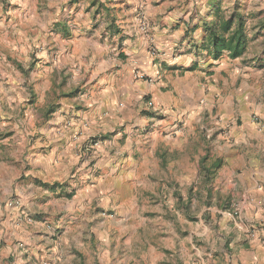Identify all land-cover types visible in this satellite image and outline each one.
Segmentation results:
<instances>
[{
    "label": "clouds",
    "instance_id": "9594fccd",
    "mask_svg": "<svg viewBox=\"0 0 264 264\" xmlns=\"http://www.w3.org/2000/svg\"><path fill=\"white\" fill-rule=\"evenodd\" d=\"M155 2L97 0L90 7L92 0H0V65L15 78L0 84V116H9L16 131L11 140H0V264H239L245 257L244 264H264V249L254 241L264 237V215L256 211H264V37L257 36L264 0H240L238 10L236 0H225L224 18L238 11L244 37L256 39L246 54L253 66L229 61L230 50L221 49L230 74L239 68L243 79L217 93V104L231 125L240 114L255 113L262 121L260 129H241L235 145L213 139L215 116L189 120L200 97L158 91L166 69L179 79L181 70L197 65L217 75L224 66L205 50L206 26L214 19L208 0H178L171 12ZM181 17L194 29L183 40L185 27L170 31ZM216 35L229 39L218 28ZM177 45L190 54L188 61L174 59ZM76 46L86 65L72 57ZM88 66L92 73L84 70ZM68 93L75 97L71 102L63 98ZM147 95L158 99H141ZM100 112L107 114V127L93 120ZM77 128L92 137L83 150ZM156 133L167 157L154 160L149 175L139 159ZM202 140L212 156L230 157L218 176L191 163L203 155ZM73 145L79 161L67 159ZM50 157L62 159L59 174L67 181L54 188L37 180L48 181L55 171ZM146 185L148 198L168 219L143 220L141 230ZM73 193L79 195L55 198ZM162 232L170 242L161 241Z\"/></svg>",
    "mask_w": 264,
    "mask_h": 264
},
{
    "label": "crops",
    "instance_id": "0c3cea01",
    "mask_svg": "<svg viewBox=\"0 0 264 264\" xmlns=\"http://www.w3.org/2000/svg\"><path fill=\"white\" fill-rule=\"evenodd\" d=\"M160 1V6L155 7V8H165L168 12H171L174 10V8L177 6L178 2H170L171 4H167V2H165L164 0H159ZM239 1L240 0H236ZM214 3V5H219V3H221V7L222 9H224L225 7H223V4L225 3V0H208V7H209V11L207 14H209V12L211 11V5ZM19 7V5H17ZM17 7V8H18ZM8 10V5L5 4V11ZM17 10V9H12ZM212 17L214 18V13L212 14ZM182 27H185V31L183 32V35L181 36V40L184 39V37H187L194 29L192 25H184L183 22V18H179L177 22L174 23L172 29H170V31H180V29ZM20 34H23V32L20 30ZM258 37H264V26H262V30L260 33L257 34ZM256 38H253L250 41V45L248 47L247 52L238 58H231L230 56L227 58L229 61L231 60H240V63H242L243 60H245V58L247 57L246 54H248L251 50H252V46L254 44ZM178 45L176 48L173 49L174 51V59H176L177 61H188L190 58V54L185 52V51H179L178 49ZM20 49V45H16V50ZM206 50V49H205ZM208 51V50H206ZM209 54L213 57V54L211 51H209ZM259 55L264 56V51H262ZM11 57V56H10ZM9 57H7L8 59ZM13 59V58H12ZM30 59H31V54H30ZM213 59H215L213 57ZM218 60L221 61V63L224 65L223 67H221L219 69V75H217V73L215 71H209V72H205L203 71L198 65L194 68H191L190 71H180V78L177 79L175 77V75L173 74L174 70L172 69H166V71L169 72V76L165 79H162L159 81V88L158 91L160 93H168L171 96H176L177 92L179 91H183V90H187L191 93L192 96L194 97H200V99L193 105L192 109H191V113L189 115V120L191 121H195L197 118L199 117H204L206 115H212V108H215V114H216V123H215V128L220 129L222 132L220 133V138L222 139V144H232L235 145L237 139L240 137L241 135V129L247 130L248 128H252V129H260V126L262 124V121L259 123L255 122L254 120H252V114L251 115H233L232 119L235 120V124L231 125V121L228 119V113L227 112H222L221 108L219 106V104H217V100L219 99V96L217 95V93H220L221 95L223 94L221 92V90L223 89V86L226 87V84H229V82H232L231 84L233 85V87H239L240 84L242 83V77L239 75L240 73V69L236 68L234 70H231L230 74V68L229 65L224 61V57L222 56L221 58H219ZM257 60V59H256ZM33 63H35V60H33ZM154 63V61H153ZM262 67H264V65H262ZM93 72V71H92ZM246 76L250 77V73H245ZM10 78V82H12V78L11 75L8 73L7 75H5V72L0 68V84L4 83V79H8ZM2 80V81H1ZM169 80L173 81V83H169ZM6 81V80H5ZM137 84H140L141 81H136ZM230 84V85H231ZM224 87V88H225ZM173 89H176V91H173ZM141 99H148V101L150 100H156L158 99V97L156 96H152V95H147V96H141ZM205 104H208L209 107L211 108V113H209V108L205 107ZM217 113H219V115H217ZM113 119H115L113 117ZM8 120V121H7ZM11 120V121H9ZM94 121H104L105 122V126L107 127V114L105 112H100L98 115L93 117ZM223 121V123L221 122ZM8 123H12V119L9 116H0V124H2L4 126V128L8 125ZM78 122L77 121H73V124L76 125ZM219 125V126H216ZM90 131V129H89ZM77 134L80 137V140L83 142L79 145L80 149L83 150V144L87 142L88 138L90 136H85L80 132V129L77 128ZM104 136H108L110 135V132L105 131L103 133ZM176 136H182L183 133L181 130H177L175 132ZM15 135H13L14 137ZM12 137V138H13ZM12 138H3L0 140H11ZM155 138H156V142L153 144L152 148L145 153V155L139 159V168L142 171H145L147 173H151V168H152V164L153 161H159L160 159L164 158L167 155V148L163 147L162 144L160 143V139H159V134L156 133L155 134ZM204 142V140H203ZM204 144V143H203ZM33 150H36L37 147H39V145H37V143H33L32 145ZM183 149V145H179L176 150L180 151ZM42 155L45 156H49V153L47 152H42ZM230 157H225V165L223 166V168L221 169L222 171H224L225 168H227V160ZM50 159L53 160L54 165H56L57 167H55V171L52 173V175L49 177L48 181H43V182H48V183H53V182H65L66 180L63 179V177L59 174L60 173V167L59 165L63 164L62 159L59 158H55V157H50ZM68 161L71 160H77L79 161L80 156L79 153L76 151V145L72 146L71 149V154L70 156L67 158ZM201 160V158H200ZM200 160L196 161L195 158L192 159L191 163L198 165V168L200 167ZM171 163H173L174 165V161H172ZM200 169V168H199ZM42 172V170H40ZM221 171V172H222ZM220 172V173H221ZM39 180L40 177L38 176ZM262 188H264V185L261 186ZM77 195H79L77 193ZM254 241L256 243V246L258 249H264V237H261L259 235L254 237ZM251 243V242H249ZM244 259L242 258L239 262V264H244Z\"/></svg>",
    "mask_w": 264,
    "mask_h": 264
},
{
    "label": "rangeland",
    "instance_id": "374dc122",
    "mask_svg": "<svg viewBox=\"0 0 264 264\" xmlns=\"http://www.w3.org/2000/svg\"><path fill=\"white\" fill-rule=\"evenodd\" d=\"M164 1L167 2V4H171L170 2H178V0H164ZM69 2L71 3L72 0H69ZM96 3H97V0H92V5L90 7H94L96 5ZM160 4H161L160 1L159 0H156V2L153 4V7H157V6L159 7ZM17 7L18 6H14L13 9H17ZM100 7H104V6L101 5ZM223 7H225V3L223 4ZM208 9H209V7H208ZM99 11H100V8H97V13H99ZM8 20H11V16L8 17ZM20 30L23 32V34H25V29L24 28H20ZM20 30H19V34H20ZM27 35L28 36H31L32 33L31 32H28ZM249 45H250V43H249ZM80 52H81L80 47L79 46H76V47H74L73 51L71 52V55H72L73 58H79V62H80L81 65H86L87 64V60L85 59L84 56L80 55ZM8 57L9 58L7 60L10 63H12L13 62L12 57H10V56H8ZM256 59H257L256 56H253L252 57V61H255L256 63H260V61L259 60H256ZM242 63L246 67L253 66L250 63V61H249V59L247 57L245 58V60L242 61ZM0 68L3 70L2 65H0ZM84 70L87 71V72H89V73H92L93 68L91 66H88V67H85ZM9 74L11 75V78L14 81V79H15L14 76H12L11 73H9ZM9 80H10V78L4 79L3 81H4V83H7V84L10 85L13 81L10 82ZM231 83L232 82H229V84H226V85H230ZM231 86H233V85L231 84ZM224 87L225 86H223V89H224ZM75 91H78V90L77 89H73V92H75ZM63 98L65 99V101H68V102H71L73 99H75V97L72 94H70V93L64 94V97ZM144 100L146 101V99H144ZM147 101H148V99H147ZM211 114H212V116H215V120H216L217 118H216L215 108L214 107L212 108V113ZM205 117H206L205 119H207L209 117V115H206ZM252 120H254L257 123L258 122L259 123L261 122L260 118L257 117L255 113L252 114ZM9 121H11V120H9ZM11 124L12 123H8V125L2 131H0V139L8 138V137L9 138H12L13 135H16V131H15L14 128L11 127ZM216 126H219V125H216ZM221 132L222 131L220 129L215 128V131L213 132V139H216L217 137H220V133ZM89 139H92V137H89L88 140ZM35 142L36 141L34 140L33 143H35ZM201 143H204L205 144V146L200 149V151L203 153V155L201 157V160H202L203 157L207 156V159H206V162H205V167L211 168L212 163L216 159H218V158H221L223 160L222 167H220L215 172V174L218 176L220 174V172L222 171L221 169L225 165L224 164L225 163V157H221V156H215L214 157V156H212L211 151H210L209 147L207 146L206 140H204V142L202 140ZM221 143H222V139H221ZM4 147H5L4 145H0V150H2ZM166 157H167V155L164 158H166ZM201 160H200V167L199 168L202 169V170H204V171H206L207 174H209L210 171H207V169H205V168L203 169V167L201 165ZM171 162L172 161H170V163ZM213 173L214 172L211 170V174L210 175H212ZM37 180L40 181V184L42 186L43 185H50L51 187H53L55 185V183H59V184L62 183V182H59V181L53 182V183L43 182V180H39L38 177H37ZM63 183H67V181H65ZM75 195H77V193H73V195L71 197H69V196L64 197L62 195L57 194L55 198H56L57 201L58 200H61L63 198L72 199L73 196H75ZM149 196H150V192H149L148 187L146 185L145 186V199L142 202H140V206L142 207V215L137 218V224L139 225V227H140L141 230H142V227H143V225H142V221L143 220H151L153 222H159V221H165L166 222L167 219H168L167 216L161 214V211L157 208L156 203H153V201L148 198ZM45 203L51 204L52 201L51 200H48V201H45ZM256 211H257V215H264V211H261L260 209H257ZM41 215L43 216V215H46V214H41ZM60 215H62V214L57 213V217H59ZM38 222H43V220L40 219V220H38ZM192 222L195 223L196 220H193ZM159 237H160V239H161L162 242H170V241H168V237H167V234L166 233H163V232L162 233H159ZM160 254L161 255H167V252L165 250V251L161 252ZM157 264H163V262L162 261H158Z\"/></svg>",
    "mask_w": 264,
    "mask_h": 264
},
{
    "label": "trees",
    "instance_id": "16d2710c",
    "mask_svg": "<svg viewBox=\"0 0 264 264\" xmlns=\"http://www.w3.org/2000/svg\"><path fill=\"white\" fill-rule=\"evenodd\" d=\"M232 7L238 10L240 7V2L236 1V3ZM224 9H222L221 3H219V5L217 6L214 5V3L211 5V11L208 15L212 16V14L214 13V19L211 25L206 26V28H211V31L208 32V46L205 49L211 51L215 59H219L222 57V48H227L230 50L231 58H238L243 56L247 52L250 40L244 37L241 27L237 26L243 23L242 18L238 15V11H233L225 19ZM234 26L237 27L234 28ZM217 28L222 33H228L229 39L223 40L218 38L216 35ZM206 159L207 156L202 158L201 165L203 169L205 168L207 169V171H210L209 175L211 174V170L215 173L223 165V160L221 158H218L212 163L211 168H207L205 167ZM58 185L61 184L55 183L54 186ZM72 195H69V197H71Z\"/></svg>",
    "mask_w": 264,
    "mask_h": 264
}]
</instances>
